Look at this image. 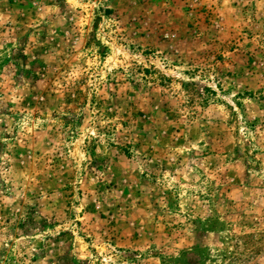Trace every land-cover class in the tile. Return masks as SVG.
<instances>
[{
	"label": "rangeland",
	"instance_id": "374dc122",
	"mask_svg": "<svg viewBox=\"0 0 264 264\" xmlns=\"http://www.w3.org/2000/svg\"><path fill=\"white\" fill-rule=\"evenodd\" d=\"M0 264H264V0H0Z\"/></svg>",
	"mask_w": 264,
	"mask_h": 264
}]
</instances>
